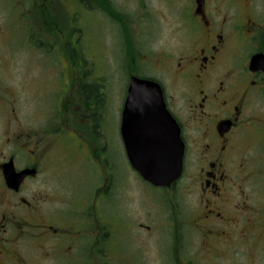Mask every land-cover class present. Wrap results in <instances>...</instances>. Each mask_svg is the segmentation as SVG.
Wrapping results in <instances>:
<instances>
[{"label": "flooded vegetation", "instance_id": "flooded-vegetation-1", "mask_svg": "<svg viewBox=\"0 0 264 264\" xmlns=\"http://www.w3.org/2000/svg\"><path fill=\"white\" fill-rule=\"evenodd\" d=\"M77 10L116 30L127 77L121 154L133 183L160 190L151 203L167 211L127 219L112 204V186L122 181L103 146L105 166L90 190L99 95H90V74L74 67L81 53L70 38L63 46L71 44V57L60 52L64 68L37 80L55 84L39 91L41 100L25 89L37 82L30 68L23 107L13 69L0 68L10 77L0 79V264H144L141 245L128 248L133 235L153 244L164 264H264V0H0V42L14 45L21 29L30 51L32 28L61 34L63 13ZM168 21L164 41L159 29ZM131 78L159 85L178 128L182 174L170 187L152 186L128 163L121 126Z\"/></svg>", "mask_w": 264, "mask_h": 264}, {"label": "rangeland", "instance_id": "rangeland-1", "mask_svg": "<svg viewBox=\"0 0 264 264\" xmlns=\"http://www.w3.org/2000/svg\"><path fill=\"white\" fill-rule=\"evenodd\" d=\"M160 13L162 12L160 11L158 15ZM125 14L136 22V14L134 12L127 9ZM63 15L65 17L66 29L61 34L55 32L52 35H48L46 28L42 30L37 28L31 29V44L41 49L28 46L30 51H27L26 47L22 45L23 30L21 29H16L18 35L16 36L14 45L5 46L3 40L0 42V59L4 62L0 68H7L6 70L13 69V85L18 105L23 107L27 96V93L23 89L24 70L30 68L31 80L37 81L39 76L46 75L48 70L54 69L56 71L63 69L64 63L60 52L65 51L62 50L63 44L71 38L70 43L76 44V47L73 48L81 53L74 67L90 74V95L93 97L99 95L96 102L97 107L93 111L94 117L90 119V131L95 133L98 145L100 147L103 146V148L105 147L108 151V161H110L114 168L120 169V171L114 174V180L121 177L122 183L117 181L112 186L114 197L112 204H119V208L121 207L120 211L127 219L130 217L141 219V214H144V212H166L167 208L161 206V201L160 203L158 202V205L151 203L156 202L162 196L160 190L151 188L144 182H140V184L138 182L137 187L129 177L130 172L121 154L119 107L127 84V77L126 72L119 70V59L122 55L120 54V44H118L115 28L105 20H98L97 24L94 25L90 19V12L85 10H77L74 15L65 12ZM47 20L49 21L48 18ZM51 20L53 19L51 18ZM134 25V23L129 24L131 28ZM169 27V21L166 26H160L159 31L164 41H169L167 35ZM73 30H75V33H72ZM94 32L97 34V37H95ZM49 46L51 50H49ZM3 58L8 60V65H6ZM151 73L155 74L154 76L157 75L155 71H149V74ZM5 76L6 73L0 74V79H10V77L5 79ZM44 79L47 78L44 76ZM44 79L37 82L30 81L25 85V89L29 92L28 96L30 100H41L43 94L39 96V91L46 93L47 90L54 88L55 84ZM96 154L98 158H90V166L87 167L90 168V185L98 182L96 172L99 174V171L97 168L105 166L103 154L101 152ZM94 187V185L90 186V190L93 191ZM92 191H90V198L93 197ZM140 238L138 237L136 240V236L133 235V243L128 248L134 250L136 246L141 245L140 254L144 264H164L162 258H159L157 248L150 242H143L141 244L140 241L142 240Z\"/></svg>", "mask_w": 264, "mask_h": 264}, {"label": "water", "instance_id": "water-1", "mask_svg": "<svg viewBox=\"0 0 264 264\" xmlns=\"http://www.w3.org/2000/svg\"><path fill=\"white\" fill-rule=\"evenodd\" d=\"M121 129L128 162L143 180L169 187L181 176L183 146L157 83L131 78ZM4 176L10 181L12 171Z\"/></svg>", "mask_w": 264, "mask_h": 264}, {"label": "trees", "instance_id": "trees-1", "mask_svg": "<svg viewBox=\"0 0 264 264\" xmlns=\"http://www.w3.org/2000/svg\"><path fill=\"white\" fill-rule=\"evenodd\" d=\"M106 11H107L108 15H110L112 18H117L119 16L117 13H115L114 11H112L110 9H107ZM53 30H54L53 28H47L48 33L52 32ZM63 48L68 53V57H71V55H70L71 54V44L65 45V46H63ZM94 144L97 148L99 147V145L96 142Z\"/></svg>", "mask_w": 264, "mask_h": 264}]
</instances>
